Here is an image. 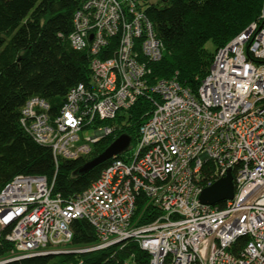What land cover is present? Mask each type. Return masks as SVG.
Returning a JSON list of instances; mask_svg holds the SVG:
<instances>
[{
  "label": "built area",
  "instance_id": "2783aa9c",
  "mask_svg": "<svg viewBox=\"0 0 264 264\" xmlns=\"http://www.w3.org/2000/svg\"><path fill=\"white\" fill-rule=\"evenodd\" d=\"M69 35L91 56V78L51 112L31 98L21 125L55 163L88 156L114 132L104 126L140 97L153 109L127 156L114 157L75 197L53 193L45 176L0 184V237L8 261L65 253L71 223L87 221L98 251L133 241L149 264H264V5L255 21L219 48L197 91L175 78L151 81L164 44L145 13L150 0H83ZM91 135L83 137L84 132ZM232 171L234 197L202 204V190ZM144 196L157 212L133 222Z\"/></svg>",
  "mask_w": 264,
  "mask_h": 264
},
{
  "label": "trees",
  "instance_id": "16d2710c",
  "mask_svg": "<svg viewBox=\"0 0 264 264\" xmlns=\"http://www.w3.org/2000/svg\"><path fill=\"white\" fill-rule=\"evenodd\" d=\"M83 0H0V184L17 175L45 176L53 193L65 199L75 197L96 181L111 160L89 173L74 175L88 160L103 152L116 138L126 134L131 147L139 128L153 109L145 97L120 112L104 126L114 132L94 145L92 152L75 160L55 163L49 147L37 143L21 125L22 110L33 97L59 110L69 91L91 78V56L75 51L69 35L73 18ZM264 0H150L145 13L165 50L162 59L151 65V81L175 78L184 87L197 91L208 74L213 54L240 34L259 16ZM118 158H123L118 156ZM138 199L133 222L148 224L158 212ZM70 250L65 253L32 256L5 264H149L150 256L133 241L98 251H83L97 244L92 226L85 220L71 223ZM12 244L0 237V261L9 260ZM58 258V259H56Z\"/></svg>",
  "mask_w": 264,
  "mask_h": 264
},
{
  "label": "water",
  "instance_id": "95a60500",
  "mask_svg": "<svg viewBox=\"0 0 264 264\" xmlns=\"http://www.w3.org/2000/svg\"><path fill=\"white\" fill-rule=\"evenodd\" d=\"M131 145V138L122 134L116 138L103 152L99 153L92 159L88 160L81 167H79L74 175H84L89 173L91 170L100 166L101 164L113 159L129 149ZM234 197V183L233 174L231 170H228L226 176L215 181L210 186L205 187L200 196L199 200L202 204L214 205L223 203L227 200H231ZM10 261H6L0 264H5Z\"/></svg>",
  "mask_w": 264,
  "mask_h": 264
},
{
  "label": "rangeland",
  "instance_id": "374dc122",
  "mask_svg": "<svg viewBox=\"0 0 264 264\" xmlns=\"http://www.w3.org/2000/svg\"><path fill=\"white\" fill-rule=\"evenodd\" d=\"M151 1L155 2V3H158L160 0H151ZM205 51L207 52V54H213V53L215 54L214 45L211 42H208L206 44V46H205ZM112 127L115 129V126H112ZM92 133H93L92 130H88V131L84 132L83 137L86 136V135H91ZM133 146L134 145H132V147ZM130 151H131V149L128 150L127 152H125L124 155L127 156V153H130ZM69 248H70L69 246L66 247L67 250H70ZM56 259H58V258H56ZM6 261H8V260L0 261V263L6 262Z\"/></svg>",
  "mask_w": 264,
  "mask_h": 264
}]
</instances>
